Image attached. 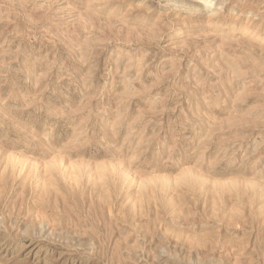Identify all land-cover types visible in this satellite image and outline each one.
I'll return each mask as SVG.
<instances>
[{
  "label": "rangeland",
  "instance_id": "obj_1",
  "mask_svg": "<svg viewBox=\"0 0 264 264\" xmlns=\"http://www.w3.org/2000/svg\"><path fill=\"white\" fill-rule=\"evenodd\" d=\"M0 264H264V0H0Z\"/></svg>",
  "mask_w": 264,
  "mask_h": 264
},
{
  "label": "bare ground",
  "instance_id": "obj_2",
  "mask_svg": "<svg viewBox=\"0 0 264 264\" xmlns=\"http://www.w3.org/2000/svg\"><path fill=\"white\" fill-rule=\"evenodd\" d=\"M18 166H19V165L15 166V168H17ZM15 168H14V169H15ZM17 169H18L17 171H19V172H22V170H23V169L20 168V167H18ZM45 225H46V224H45ZM48 228H49V227H48ZM48 228H46V229H48Z\"/></svg>",
  "mask_w": 264,
  "mask_h": 264
}]
</instances>
